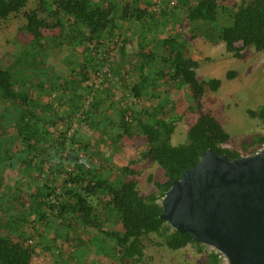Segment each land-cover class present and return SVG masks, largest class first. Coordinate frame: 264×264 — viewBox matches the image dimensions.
Masks as SVG:
<instances>
[{
	"label": "trees",
	"instance_id": "trees-1",
	"mask_svg": "<svg viewBox=\"0 0 264 264\" xmlns=\"http://www.w3.org/2000/svg\"><path fill=\"white\" fill-rule=\"evenodd\" d=\"M25 2L11 0L0 17L20 11ZM52 4L55 8L48 9ZM42 7L54 19L49 23L36 10L26 13L24 28L30 39L18 43L15 55L0 59V264H38V247L59 264L67 258L61 249L68 244L83 248L71 257L85 255L91 242L102 255L103 237L113 244L110 258L137 263L144 256L143 239L151 240L152 233L161 238L156 245L176 250L191 244L204 251L201 264H227L219 251L160 218L161 200L172 181L208 148L229 159L241 155L225 145L229 134L209 113L190 126L187 142L173 145L171 135L180 116L160 84L184 87L188 108L199 111L205 88L217 90L220 80L196 77L199 61L185 53L188 39L181 32V15L191 23V38L201 33L210 42L222 40L226 51L240 58L246 46L264 50V0H240L236 7L216 0H43ZM149 22L151 32L165 29L167 35L140 33ZM54 26L58 33L43 35L42 28ZM134 33L140 39L130 53L126 44ZM160 45L164 54L156 69L153 47ZM226 76L232 78L235 72ZM154 97L156 105L135 109L128 103ZM247 112L263 124L262 131L243 143L245 154H254L264 144V103ZM82 125L97 132L99 146L145 137L138 157L157 163L163 181L144 196L136 180L124 181L135 160L128 159L120 169L109 161L96 165L91 137ZM12 204L21 208L13 227L8 225ZM105 223L115 227L105 229ZM93 230L94 241L85 236Z\"/></svg>",
	"mask_w": 264,
	"mask_h": 264
},
{
	"label": "rangeland",
	"instance_id": "rangeland-1",
	"mask_svg": "<svg viewBox=\"0 0 264 264\" xmlns=\"http://www.w3.org/2000/svg\"><path fill=\"white\" fill-rule=\"evenodd\" d=\"M46 2L54 3L57 0H44ZM229 7H236L240 0H216ZM5 2L3 5L2 3ZM11 0H0V11L3 7L9 8ZM43 0H26L20 11L12 12L5 18L0 17V59L7 57L9 53L15 55L18 43H26L31 34L26 31L24 25L27 23L26 13L31 10H36L35 14L44 18L47 22H51L54 17L47 13L42 7ZM55 8V4L48 7ZM1 16V14H0ZM181 32L185 38L188 39L185 53L199 61V67L196 69V77L199 80H207L209 78H217L220 80V85L217 90H210L208 87L200 96V110L192 111L188 108L190 103V97L186 89L172 88L167 82L160 84V91L168 93L171 96V100L175 103L176 115H179V119L175 121V130L171 135V143L178 145L185 143L188 140V129L197 120V118L203 113L211 114L217 123L229 134V140L225 145L232 148L233 151L239 155H248V151L243 149V143L246 140L252 139L258 132L262 131L263 124L258 118H252L249 116L248 109H258L264 103V50H256L253 46H246L240 58L233 57L230 52L225 49V43L221 40L218 42H210L205 39L204 35H198L191 38L192 31L190 30L191 23L185 17L181 15ZM53 23V22H52ZM152 23L146 24L145 27H141L140 30L143 34L152 37L153 33H158V30L152 29ZM220 24V26L225 25ZM24 28V29H23ZM42 33L45 36L58 33L57 26L53 28H42ZM167 35L166 30L159 31L158 37H164ZM131 40L127 42L126 48L131 53L136 50V41L139 42L140 35L134 33L130 35ZM191 38V39H189ZM155 59L152 62V66L156 69L161 67V57L164 54V48L160 45L156 48L153 47ZM113 56L115 57L114 53ZM58 63L60 61L58 60ZM154 69V70H156ZM233 70L235 76L228 78L226 76L228 71ZM61 74V73H59ZM134 77L129 78L132 82ZM117 96H120L121 92L117 91ZM168 96V95H167ZM132 108H138L146 106L149 103L156 105V98L151 100L130 99ZM171 103V102H170ZM172 114V111H170ZM169 113V115L171 116ZM81 130L89 134L91 137V143L94 146L92 152L94 163L96 165L106 164L109 161L114 168L120 169L123 165L127 164L128 159H133L135 162L129 167L132 169V173L124 177V181L133 179L137 181V186L140 193L144 196L156 189L155 183L163 181V171L161 167L151 161H144L139 159L138 151L144 145H146V139L143 136H136L131 139L124 138L119 140L113 146H109L108 143H103L100 146L97 143V132L89 130L85 125H82ZM86 134V135H87ZM101 152V153H100ZM115 176L118 179H123L122 174L116 172ZM21 212V208L15 204H12L11 212L9 211L8 225L13 227L16 224V215ZM105 229H113L115 226L109 223H105L103 226ZM23 230L26 233L30 232L28 225H23ZM55 230V229H54ZM97 231H92L90 235L87 233L86 238L93 240ZM89 235V236H88ZM100 238L101 235H99ZM35 238V237H34ZM38 239V238H36ZM103 239V240H102ZM102 246L99 250H103L102 255L98 254L96 250V244L92 243L91 249L87 250L85 255H80V249L83 248L72 247L73 244L63 245L61 252L66 259H60L59 264H120L117 259L110 258L109 250L112 248V242L103 237ZM150 239H143V252L144 256L141 261L132 263L128 261V264H201L205 259L204 251L199 252L194 245H187L183 248L172 250L166 246H159L154 241L161 240L159 236L152 233ZM85 241V239H83ZM83 241V242H84ZM88 241V240H86ZM94 241V240H93ZM76 243V242H75ZM74 243V245H75ZM88 248L89 242L84 243ZM209 248L211 246L206 245ZM76 251L77 257H71ZM54 252H52V255ZM119 253V249L117 250ZM37 254L36 261L38 264H54L53 257L46 251H42L39 247L35 250ZM84 254V253H83ZM71 259L69 261V259ZM57 264V263H56Z\"/></svg>",
	"mask_w": 264,
	"mask_h": 264
},
{
	"label": "water",
	"instance_id": "water-1",
	"mask_svg": "<svg viewBox=\"0 0 264 264\" xmlns=\"http://www.w3.org/2000/svg\"><path fill=\"white\" fill-rule=\"evenodd\" d=\"M161 206L160 218L227 264H264V144L232 159L208 148L172 181Z\"/></svg>",
	"mask_w": 264,
	"mask_h": 264
},
{
	"label": "built area",
	"instance_id": "built-area-1",
	"mask_svg": "<svg viewBox=\"0 0 264 264\" xmlns=\"http://www.w3.org/2000/svg\"><path fill=\"white\" fill-rule=\"evenodd\" d=\"M171 3H173V1L171 2ZM225 258V257H224ZM226 260V259H225Z\"/></svg>",
	"mask_w": 264,
	"mask_h": 264
}]
</instances>
